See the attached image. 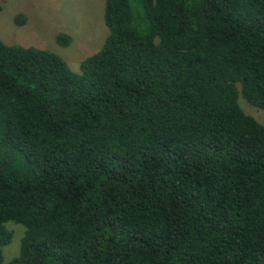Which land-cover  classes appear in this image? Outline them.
I'll return each mask as SVG.
<instances>
[{"label":"trees","instance_id":"obj_1","mask_svg":"<svg viewBox=\"0 0 264 264\" xmlns=\"http://www.w3.org/2000/svg\"><path fill=\"white\" fill-rule=\"evenodd\" d=\"M102 18L75 71L0 40V264H264V0Z\"/></svg>","mask_w":264,"mask_h":264},{"label":"rangeland","instance_id":"obj_2","mask_svg":"<svg viewBox=\"0 0 264 264\" xmlns=\"http://www.w3.org/2000/svg\"><path fill=\"white\" fill-rule=\"evenodd\" d=\"M103 4L104 0H0V40L5 44L50 50L75 71L79 61L95 52L106 35ZM16 16L22 19L18 24ZM59 32L70 36L65 47L55 42ZM240 105L244 113L264 123V109L252 108L243 101ZM8 225L13 238L1 248L2 264L16 254L20 236L18 225Z\"/></svg>","mask_w":264,"mask_h":264}]
</instances>
